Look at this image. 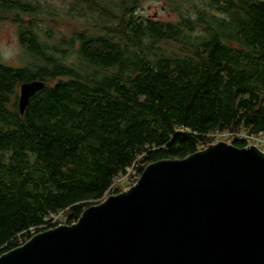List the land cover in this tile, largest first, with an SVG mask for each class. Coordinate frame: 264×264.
<instances>
[{
    "label": "trees",
    "instance_id": "obj_1",
    "mask_svg": "<svg viewBox=\"0 0 264 264\" xmlns=\"http://www.w3.org/2000/svg\"><path fill=\"white\" fill-rule=\"evenodd\" d=\"M146 1L0 0L22 52L0 61V255L50 214L73 224L122 192L128 168L264 134V0H165L166 20Z\"/></svg>",
    "mask_w": 264,
    "mask_h": 264
},
{
    "label": "water",
    "instance_id": "obj_2",
    "mask_svg": "<svg viewBox=\"0 0 264 264\" xmlns=\"http://www.w3.org/2000/svg\"><path fill=\"white\" fill-rule=\"evenodd\" d=\"M46 86L21 85L20 114ZM0 264H264V151L226 141L148 165L136 185Z\"/></svg>",
    "mask_w": 264,
    "mask_h": 264
},
{
    "label": "rangeland",
    "instance_id": "obj_3",
    "mask_svg": "<svg viewBox=\"0 0 264 264\" xmlns=\"http://www.w3.org/2000/svg\"><path fill=\"white\" fill-rule=\"evenodd\" d=\"M60 0H56L58 2ZM140 13L146 16H154L160 19H170L176 17V14L171 10L167 9V3L165 0H148L141 5ZM17 27L12 25V23L4 22L0 25V61L3 63L20 66L21 63V47L17 37ZM233 134L231 133H215L213 142L209 143L214 144L219 141H226L232 143ZM258 140H251L249 143L252 145L258 144ZM202 149V148H201ZM200 149V150H201ZM260 149L264 151V144L260 145ZM138 181L137 175L133 172V169H130L127 172V176L124 178V181H119L118 184L121 191L128 190L132 185H136ZM116 194V193H115ZM111 195V194H109ZM107 195V197L109 196ZM59 225L67 224L65 216H56L55 219Z\"/></svg>",
    "mask_w": 264,
    "mask_h": 264
},
{
    "label": "built area",
    "instance_id": "obj_4",
    "mask_svg": "<svg viewBox=\"0 0 264 264\" xmlns=\"http://www.w3.org/2000/svg\"><path fill=\"white\" fill-rule=\"evenodd\" d=\"M219 133H222V132H219ZM226 133H230V132H224L222 134H226ZM231 134H233V137L232 138H234V137L246 138V139H248L249 142L251 140H258L259 141L258 144H255V145L258 146L259 148H260V145L264 144V134L263 133H260L258 136L248 135L244 131H241V132H238V133H231ZM130 169H133V168H128V171ZM126 176H127V173L126 174H120L119 177L117 178L116 182H115V185L116 184H119L120 183L119 181H122L123 182L124 181V178ZM107 195L103 199H101V200L103 201L104 199H106L107 198ZM56 216H63L64 217L63 212H60L58 214H50V216L47 218V221L48 222L46 224H43L42 226H39V227L30 228L27 233L32 237V236L38 234L39 232H42L44 230H48L50 228L57 227L58 226V223L55 220L56 219ZM20 242H21V244L24 243L22 241H20Z\"/></svg>",
    "mask_w": 264,
    "mask_h": 264
}]
</instances>
